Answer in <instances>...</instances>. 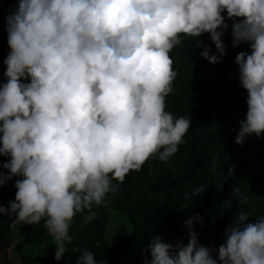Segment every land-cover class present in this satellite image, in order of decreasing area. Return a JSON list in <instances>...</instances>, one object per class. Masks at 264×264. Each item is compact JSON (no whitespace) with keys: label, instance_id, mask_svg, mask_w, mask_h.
I'll list each match as a JSON object with an SVG mask.
<instances>
[{"label":"clouds","instance_id":"obj_1","mask_svg":"<svg viewBox=\"0 0 264 264\" xmlns=\"http://www.w3.org/2000/svg\"><path fill=\"white\" fill-rule=\"evenodd\" d=\"M225 17L233 20L232 46L247 42L250 49L235 55L247 93L234 141L240 144L264 133V0H18L5 17L10 51L0 83V156L9 157L0 185L19 177L15 198L0 204L10 227L43 221L59 261L77 213L88 210L92 219L93 206L116 193L130 171L152 157L168 162L191 124L165 110L177 76L170 53L182 36L208 33L219 54L204 44L200 55L219 62ZM232 192L247 203L238 187ZM221 206L223 215L232 200ZM194 221L203 225L199 213L184 221L186 244L153 237L143 264H264V215L249 221L239 211L215 258L199 243ZM75 264L98 262L83 249Z\"/></svg>","mask_w":264,"mask_h":264},{"label":"trees","instance_id":"obj_2","mask_svg":"<svg viewBox=\"0 0 264 264\" xmlns=\"http://www.w3.org/2000/svg\"><path fill=\"white\" fill-rule=\"evenodd\" d=\"M17 3L18 0H0V83L6 82L3 61L10 51L5 17ZM225 22L228 27L221 39L226 54L219 62L210 63L200 55L204 44L217 53L208 33L197 38L182 36L181 44L170 53L177 76L173 92L165 98V110L174 118H191L177 153L168 162L152 157L140 171H130L116 193L109 194L105 203L93 206L92 219H88V210L77 213L69 226L72 240L65 242L66 251L59 261L54 259L55 248H48L41 253H20V264H75L83 249L91 251L98 264H129L123 260L138 262L141 256L150 259L148 244L155 236H161L166 243H187L184 221L195 213L203 218V225L194 221L197 239L212 249L215 258L216 249L225 240L226 227L239 211L245 212L249 221L264 215V133L260 138L252 134L240 144L234 142L247 110V93L239 84L235 55L250 49L247 42L232 46L233 20L225 17ZM197 39L201 46H196ZM214 157L216 171L211 170ZM8 159L0 156V174L8 172L2 166ZM18 178L13 176L0 185V204L5 207L15 198L14 181ZM201 184L206 185L202 195L191 200L184 198ZM233 187L247 196V203H240ZM226 199L232 200V207L220 215ZM107 209L121 212L132 227L114 246L103 241ZM10 222L8 216L0 215V247L5 249L17 237L29 247H38L51 237L43 221L15 228L10 227Z\"/></svg>","mask_w":264,"mask_h":264},{"label":"rangeland","instance_id":"obj_3","mask_svg":"<svg viewBox=\"0 0 264 264\" xmlns=\"http://www.w3.org/2000/svg\"><path fill=\"white\" fill-rule=\"evenodd\" d=\"M26 82V81H25ZM108 221L103 230V241L107 245L114 246L120 237L129 234L132 227L127 218L119 211L107 209ZM48 248H55L53 238L50 237L38 247H29L25 241L19 237L8 247H0V264H20L19 254L22 252L41 253ZM144 256L140 257V261L123 260L129 264H143Z\"/></svg>","mask_w":264,"mask_h":264}]
</instances>
